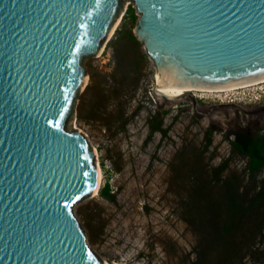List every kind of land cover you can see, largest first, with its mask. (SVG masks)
I'll use <instances>...</instances> for the list:
<instances>
[{
	"label": "water",
	"instance_id": "water-1",
	"mask_svg": "<svg viewBox=\"0 0 264 264\" xmlns=\"http://www.w3.org/2000/svg\"><path fill=\"white\" fill-rule=\"evenodd\" d=\"M121 1L0 0V264H101L73 207L96 186L95 151L68 117ZM131 1L159 85L264 74V0Z\"/></svg>",
	"mask_w": 264,
	"mask_h": 264
},
{
	"label": "rangeland",
	"instance_id": "rangeland-1",
	"mask_svg": "<svg viewBox=\"0 0 264 264\" xmlns=\"http://www.w3.org/2000/svg\"><path fill=\"white\" fill-rule=\"evenodd\" d=\"M122 3L101 54L83 58L87 80L68 117L102 172L97 194L73 205L86 243L109 264H264V166L250 173L231 145L236 131L264 134V82L153 99L156 67L134 34V4ZM153 115L161 131L149 136ZM230 196L242 220L228 235Z\"/></svg>",
	"mask_w": 264,
	"mask_h": 264
},
{
	"label": "trees",
	"instance_id": "trees-1",
	"mask_svg": "<svg viewBox=\"0 0 264 264\" xmlns=\"http://www.w3.org/2000/svg\"><path fill=\"white\" fill-rule=\"evenodd\" d=\"M125 16L130 17L131 20H136L137 18L136 15L134 14L133 8L130 6L127 8ZM148 124L150 127V134H149L150 136L153 131H156V130L161 131L162 119L158 118L157 115H153L150 117ZM206 131H207V135H210L212 130L208 128ZM234 134H235V137L231 141L232 147L236 151H238L240 154H244L248 156V171L252 174L257 173L264 166V134L258 133L255 131L251 132L248 130H239V131L234 132ZM209 140L210 138L208 137L207 143L210 142ZM256 194L257 195L255 196V198L258 197L256 201L259 200L260 202L261 198L264 197V187L263 186L260 187L259 191ZM229 200L233 202V205L230 204L229 206V208L232 209V213L230 214V224L225 226V231L227 232L228 235H231L232 227L237 228L238 225L241 226L242 218L241 216L238 217L237 215L241 212V208H239L241 204L239 202V199L237 201L236 198L230 196ZM254 204L256 203L253 201L252 205L255 206ZM213 207H214L213 205H208V208L210 209H212ZM217 208L219 210L220 204L217 206ZM214 228H216L214 230L216 232L215 234L213 233V235L217 237L218 232L221 229V227L219 228L218 225L216 226L214 225ZM223 233L219 236L218 239L221 238Z\"/></svg>",
	"mask_w": 264,
	"mask_h": 264
},
{
	"label": "bare ground",
	"instance_id": "bare-ground-1",
	"mask_svg": "<svg viewBox=\"0 0 264 264\" xmlns=\"http://www.w3.org/2000/svg\"><path fill=\"white\" fill-rule=\"evenodd\" d=\"M121 11L122 12H119V14H117L116 17L114 18V21L107 35V41L114 34L115 29L117 28L119 22L121 21L122 15H120V13H123L124 9H122ZM105 43L104 41L101 43L98 53L100 51V48H101V51L104 49ZM101 51H100V54H101ZM86 80H87V75L85 76L84 83L86 82ZM263 82H264V74L253 77V78L246 79L241 82H235V83H229V84H223V85H187V84H183V83L176 82V81H167L163 83L162 85H159V82L157 80V74H156L154 89L157 92V94L160 95L161 97L165 95L169 98L176 99L180 97L181 95L188 93V92H192V91H205V92L234 91V90H238L244 87L257 85ZM96 169H97V183H96L94 190L90 193L93 195L97 194L99 186L101 184V177H102L101 168H100L99 163L97 164V162H96ZM101 264H109V262L107 260H104V261L101 260Z\"/></svg>",
	"mask_w": 264,
	"mask_h": 264
},
{
	"label": "built area",
	"instance_id": "built-area-1",
	"mask_svg": "<svg viewBox=\"0 0 264 264\" xmlns=\"http://www.w3.org/2000/svg\"><path fill=\"white\" fill-rule=\"evenodd\" d=\"M150 93H151V97H152L153 99H154V97H158V96L155 95L154 92H153V86L151 87Z\"/></svg>",
	"mask_w": 264,
	"mask_h": 264
},
{
	"label": "snow or ice",
	"instance_id": "snow-or-ice-1",
	"mask_svg": "<svg viewBox=\"0 0 264 264\" xmlns=\"http://www.w3.org/2000/svg\"><path fill=\"white\" fill-rule=\"evenodd\" d=\"M77 199H79V197H77Z\"/></svg>",
	"mask_w": 264,
	"mask_h": 264
}]
</instances>
